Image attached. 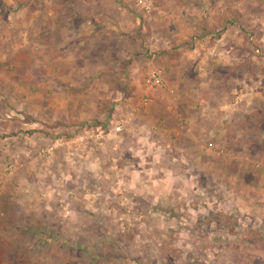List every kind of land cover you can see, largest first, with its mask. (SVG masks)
Here are the masks:
<instances>
[{"label":"rangeland","instance_id":"374dc122","mask_svg":"<svg viewBox=\"0 0 264 264\" xmlns=\"http://www.w3.org/2000/svg\"><path fill=\"white\" fill-rule=\"evenodd\" d=\"M129 1L124 3L129 13L135 4V12L144 21H158L161 18L156 17L158 10L166 4L163 0H150L152 11L148 13L139 0ZM64 3L63 0L54 3L51 0H0L2 132L10 130L8 133L12 134L20 117L29 123L48 124L24 113L28 106L34 107L33 98L27 104L21 99L22 92L36 94L35 82L22 83L21 77L37 76L28 72L23 64L41 56L33 50H11L7 40L16 39L18 34L14 35L9 28L32 31L31 28L44 27L45 19L37 20L34 12L46 15L56 8L65 11L67 3ZM209 4V8L201 5L203 7L193 17L192 23L198 31L171 33L172 22L167 18L155 23L153 31L147 34L155 47L146 54L148 59L136 74L135 82L130 75L125 76L130 82L121 81L120 77L116 82L114 77L110 82L104 79V86L99 88L101 97L93 100V107L98 110L97 124L91 119L92 125L85 131L76 125L68 134L59 125L61 121L50 120L54 114L43 116L54 125H46L45 134H40L44 138L38 152L46 161L42 163L45 168L42 174L46 176L41 183L48 181L46 168L54 166L51 158L55 156L63 160L72 151L75 156L88 146L94 151L101 146L104 163L101 169L92 171L83 167V163H72L71 174L78 175V179L73 180L75 184L70 178L55 182H60L61 186L50 184L46 191L52 193L59 189L54 198L58 209L54 212L57 221L53 226H34L54 214L46 211L38 213L40 216L36 219L31 217L32 226L21 230L11 228L15 237L21 236V250H33L29 252L32 257L26 258L24 264H51V260L46 263L39 259L50 254L42 248L43 242L38 241L42 237L40 229L45 232L44 238L50 233L54 236L47 249L52 251V264H95L87 256L91 250L105 255L97 264H264V0H212ZM169 7H172L170 3ZM68 8L77 9V6L70 7L69 3ZM176 21V29L184 28L180 20ZM176 33L180 35L176 37ZM195 48L198 51L192 55ZM202 59L208 65L210 79L205 91L207 96L200 101L206 111L200 113L195 111L199 105L195 92L199 90L195 89L194 82L182 80L187 73L193 77L194 64ZM33 62H28L31 71ZM170 63L174 66L170 67ZM150 67L160 69L165 78L164 87L153 92H148L145 86ZM25 71L28 73H23ZM70 92L78 94V90L70 89ZM49 97L41 106L49 107ZM228 105L232 108L226 109ZM164 110L169 114L166 123L160 115ZM185 112L191 114L186 116ZM216 112L221 113V118L227 112L232 114L233 147L224 146L220 141L224 137L216 138L211 132L218 118L214 115ZM153 113L159 115L153 118ZM118 126L122 127L121 131L116 130ZM134 127L136 138L145 139L147 143L134 144V165L125 152L115 161L113 147L104 142L114 144ZM187 134L192 135V139L186 138ZM2 137L5 134L0 135ZM71 137L76 139L69 145L66 142ZM51 139L54 144L58 143L55 149ZM194 142L199 143L198 149ZM186 143L190 144L187 148ZM182 149H186V156L182 157L187 158L185 162L180 159ZM136 151L139 156L135 155ZM215 151H220L221 156L217 157ZM145 156L149 163H142L146 161ZM19 165L16 153L6 165L5 173H12ZM166 166H171L172 177L162 174ZM145 167L148 177L137 178L140 169ZM156 175L159 178H154ZM85 202L91 204L92 211L82 209ZM97 204L104 209L99 210ZM32 230H38V234L29 240ZM67 244L78 247L80 256L74 258L73 254L58 253V247L65 250ZM36 248L38 252L34 253Z\"/></svg>","mask_w":264,"mask_h":264},{"label":"crops","instance_id":"0c3cea01","mask_svg":"<svg viewBox=\"0 0 264 264\" xmlns=\"http://www.w3.org/2000/svg\"><path fill=\"white\" fill-rule=\"evenodd\" d=\"M54 1L59 2V0H51V3H54ZM63 1L67 3L65 11L56 8L52 9V11L46 15L40 11L34 12L37 20L45 19L46 22L44 27L31 28L32 31L28 28L27 30L20 27L9 28L14 35L18 34L17 38L15 37L16 39L13 40L10 38L7 40L8 44L11 45V50H33L41 56L38 57V59H29V63L30 61H34V69L32 71L28 62L23 64L26 70L32 73V75H37L34 76V78H37L33 80L34 78L22 79L21 77L23 84L26 82L30 84L32 82L36 83L35 96L29 95L28 92H25V94L22 92L21 99L25 100L27 104L33 98L34 107L31 109V107L28 106L24 113H29L40 121L48 124L39 122L29 123L22 121L23 117H20V121L14 124L15 130H13L12 134L8 133L10 130L6 131L4 129L3 132L0 130V135L5 134V137L0 138V264H24L26 258L29 259L32 257L29 252L31 251L32 253L33 250L29 252L21 250L22 248L19 244H22L23 241L20 240V233V237H15L12 234L11 228L18 227V230H21L23 227L32 226L31 217L36 219L42 212L52 211L56 213L55 210L58 209V204L55 203L56 199L54 198L58 195L56 192H59V189L54 190L52 193L51 190H49V192L46 190L51 187V183H54V186H61L60 182L58 184H55V182L62 179L70 178V182L75 184L73 180L78 179V175H76V173L71 174L72 171L70 168L73 167L72 163H83V167H86L89 171L95 170V168L101 169L103 167L104 160L102 159V153L100 151L101 146L97 148V151H94L91 146H88L87 149L84 148L85 150L83 149V152L75 156L72 151V153L66 156V159L63 158V160L60 159L59 156L51 158L54 159V166L52 168H46V172H49V182L46 181L45 183H41L42 177L46 176V174H42V172H45L42 163L44 165L46 161L40 157L41 152H38V147L39 143L44 138V135L41 136L45 134L43 129L46 125L47 127L54 125L47 122L43 116L47 113L54 114V117H51L50 120L61 121V123L58 124L64 127L68 134L75 129L74 126L76 125L82 127L85 131L92 125L89 123L91 119H93L92 123L97 124L99 121L97 117L98 110L93 107V100L101 97L99 88L101 90V86H104V79L110 82L114 77V82L119 79L121 81L127 80V82H130V79L125 77L126 75H130L131 78L134 76L135 82L136 74L141 72L144 62L148 59L145 57L146 54L149 49L151 50L155 47V44L152 45L150 43L151 41L147 35L148 32L153 31L156 25L155 23H161V21L164 20L163 18H165V20L167 18L169 22H172L170 24L171 33L180 32V30L186 32L188 29L198 31L194 26L195 24L192 23V20H194L193 17L196 11H198L200 7H203L201 5H206L207 8H209V3L212 2V0H163L166 4L164 8L158 10L159 12L157 11L158 15H156V17L161 18L158 21H151L150 19L144 21L139 17V14L135 12V4L134 9H131L129 13L127 10L128 5H124V3H129V0ZM69 3L70 7L74 4L77 6V9H69ZM169 3L172 7H169ZM176 20H180L179 23H181L180 25L184 28L179 27V30L176 29L178 27H175V23H177ZM179 35L178 33L175 34L176 37ZM8 36L10 37L11 34ZM1 39L5 42L3 38ZM178 41L181 40L178 39ZM169 43L171 44V42ZM197 51L198 49L195 48L192 51V55L196 54ZM46 52H48L49 55ZM217 62L221 61L217 60ZM173 66L174 64L170 63V67ZM194 66L195 74L193 77L191 73H187L186 78L182 81H186L187 83L194 82L196 85L195 89L199 91L195 92V98L199 105L195 107V111L202 113L206 110L204 108V103L200 104V101L207 96V92L205 91L209 86L208 79H210V73L208 72V65L205 64L203 59L195 63ZM28 72L25 71L23 73ZM22 75L25 77L27 76L24 74ZM117 77L120 78L117 79ZM95 82L96 86H94ZM60 85L62 88L66 86L67 89H61ZM70 89L78 90V94H74L76 92L71 93ZM37 92L42 93L39 95ZM247 96L249 97V93H247ZM46 97H49L50 104L49 107L45 106L46 109H44L45 107L41 106V103L44 105V99ZM248 97L247 100L250 99V97ZM35 100L37 103H35ZM231 108L232 107L229 108V105L226 106V109ZM10 111L13 110L10 108ZM20 111H22V109H20ZM185 114L188 116V114L191 113L185 112ZM158 115L159 113H153L151 116L156 118ZM160 115L164 116L163 118H165L166 123L169 114L167 115L164 110ZM214 115H218L216 116L218 118L212 124L213 131L211 130V132L213 136L216 138L224 137L220 140L223 145L226 147H233V140L230 139V137H232L230 131L235 127V125L232 124L233 122L231 123L232 114L227 112L224 118L223 116L221 118V113L219 114V112H216ZM197 120L195 122H197ZM74 121L77 122V124H72ZM186 122L189 124L188 120ZM184 124L185 123H183V125ZM166 125L167 124H165V126ZM3 126L4 125H0V129ZM98 126L99 125L96 127ZM91 127L93 128V126ZM136 130L137 129L134 127V130H131L129 134L125 133L120 139H117L114 144H112V141L109 142L108 140L104 142L105 145L109 144L110 147H113L115 161L117 157H121L125 152L130 155L131 164L134 165V144H142V142L147 143L145 139L136 138L138 137ZM191 136L192 135L187 134L185 137L192 139ZM110 137L111 136H109V138ZM75 139L76 138L71 137L66 143L70 145ZM50 141L52 143L51 146L55 149L58 143L54 144L52 139ZM188 145L190 144L186 143V145H184L185 148H187ZM53 147L52 150H54ZM199 147V143L196 142L195 148L198 149ZM184 150L182 149V151ZM147 152L148 150H146V153ZM16 153L20 158L21 165L17 166L12 173H5L6 165L8 162H11L12 157H14ZM141 153H143V151ZM215 154L217 157L221 156L220 151H215ZM135 155L139 156L137 151ZM184 156H186V151L183 152V155H180V159H182L181 162L187 160V158H185V160L182 158ZM229 157L230 159H234L231 158V156ZM143 158H146V161L141 160L144 161L142 163H149L147 162V156ZM146 169V167L144 170L141 168L137 178H144L145 175L148 177ZM163 171V175L172 177L171 166H166ZM156 173L159 174L160 172L156 171ZM90 175L94 177L92 176L93 174ZM154 178L159 177L156 175ZM54 179L56 180L54 181ZM90 206L91 204L85 202L82 209L92 211L93 209L90 208ZM97 207L99 210L104 209L102 206L99 207V204H97ZM55 213L52 215L53 217L51 216L49 218L47 216L44 223L38 220V224H34V226L40 228L42 226H53L57 221ZM94 224L96 223L94 222ZM41 230L42 229H40L39 234L42 237L38 238V241H41L40 243L43 242L41 244L42 248H46V251H48V253L50 252V254L48 255L46 253L39 259H43L46 263L51 260L50 263L52 264V251L47 249L49 248V244L53 241L54 236L50 233V235L47 234L44 238L45 232L43 233ZM32 232L33 235L29 236V240H32V237H37L38 230H32ZM70 240L73 241L72 239ZM90 242H95V240H90ZM59 243L63 245L62 241ZM103 243H106V240H104ZM64 247L65 250H63L62 247H58V253L65 252L64 254L69 256L73 254L72 256L74 258L80 256L78 247L75 248L68 244ZM23 248L26 249L25 247ZM37 250L36 248L34 253H37ZM87 256L92 260L91 263L95 264L100 262V258L105 257L102 253H94L92 250L87 253ZM61 263L63 262H56V264ZM65 264L70 263L68 262Z\"/></svg>","mask_w":264,"mask_h":264},{"label":"built area","instance_id":"2783aa9c","mask_svg":"<svg viewBox=\"0 0 264 264\" xmlns=\"http://www.w3.org/2000/svg\"><path fill=\"white\" fill-rule=\"evenodd\" d=\"M143 6V9L150 13L152 11V2L150 0H139ZM165 85V78L163 72L155 67H150L146 74L145 78V86L148 92H153L157 89L163 88ZM147 99L145 103L147 104L149 101V94H147ZM117 131H121L122 127L118 126L116 128Z\"/></svg>","mask_w":264,"mask_h":264}]
</instances>
